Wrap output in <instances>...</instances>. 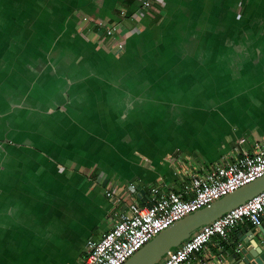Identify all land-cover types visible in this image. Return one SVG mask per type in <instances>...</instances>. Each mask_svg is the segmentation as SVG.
Masks as SVG:
<instances>
[{
	"label": "crops",
	"instance_id": "crops-1",
	"mask_svg": "<svg viewBox=\"0 0 264 264\" xmlns=\"http://www.w3.org/2000/svg\"><path fill=\"white\" fill-rule=\"evenodd\" d=\"M142 1L0 0V264H82L125 185L143 205L152 186L180 191L192 170L264 140V102L237 99L264 89V0ZM101 18L121 26L120 55ZM253 227L190 264H216Z\"/></svg>",
	"mask_w": 264,
	"mask_h": 264
},
{
	"label": "built area",
	"instance_id": "built-area-1",
	"mask_svg": "<svg viewBox=\"0 0 264 264\" xmlns=\"http://www.w3.org/2000/svg\"><path fill=\"white\" fill-rule=\"evenodd\" d=\"M150 5L149 0L142 1V9ZM97 28L103 36L102 43L112 53L120 55L125 50V38L118 23L101 18L97 21ZM235 154L232 162L214 163L202 172L195 169L189 172L180 191H165L160 186H152L143 205L133 196L138 191L136 183L125 185L128 194L123 195L122 208L115 212V222L99 239L87 241L82 264H124L174 223L264 175V140L255 141L251 151L236 149ZM88 179L91 180L90 175ZM105 191L108 197L119 196L116 184ZM263 217L264 190L202 226L158 264H190L192 257L201 253L215 236L220 237L217 244L221 246L240 222L258 226Z\"/></svg>",
	"mask_w": 264,
	"mask_h": 264
},
{
	"label": "water",
	"instance_id": "water-1",
	"mask_svg": "<svg viewBox=\"0 0 264 264\" xmlns=\"http://www.w3.org/2000/svg\"><path fill=\"white\" fill-rule=\"evenodd\" d=\"M262 190H264V175L174 223L146 243L124 264H158L172 249L192 236L202 226L245 203ZM241 234L237 241L222 247L220 258L215 260L216 264L218 262L222 264L225 260L232 264L264 263V223H261L259 227L243 231Z\"/></svg>",
	"mask_w": 264,
	"mask_h": 264
},
{
	"label": "rangeland",
	"instance_id": "rangeland-1",
	"mask_svg": "<svg viewBox=\"0 0 264 264\" xmlns=\"http://www.w3.org/2000/svg\"><path fill=\"white\" fill-rule=\"evenodd\" d=\"M242 72H244V71H242ZM241 76H242V78H241ZM241 76H240L239 80H241V79L244 80V78H246V75L244 73ZM247 81H250L249 77H248ZM233 86H235V85H233ZM240 87H245V86L244 85H237L235 89L240 88ZM235 92H240V90H236ZM248 93H249V96H248ZM50 94H51V92H50ZM224 99L227 101L229 99V96H225L224 95ZM237 99H239L238 100L239 103H241L242 101H244V104H245V100H248V101H251L252 100L254 102V104L256 106H258L259 103L264 102V89L261 91V96H254L253 97V95H251V91L249 89V91L248 90H247V92L244 91L243 93H241L240 95H238L237 96ZM255 99H262V101L261 102H256V101H254ZM261 108H263V110H264V105H261ZM242 110L245 111V107H243V104H242ZM259 111H260L259 112L260 115H262L264 113V111H261V109ZM262 116H264V115H262ZM247 119H248V115L245 114V112H244V117H243V121L242 122L247 123ZM238 123H240V121ZM3 125H4L3 123L2 124L0 123V131L5 132V130L3 128ZM81 180H82L81 181L82 182V185H88L90 183V181L88 180V178L86 176L85 177H82ZM67 187L71 188L72 193H73L74 187H72V186H66L64 188L67 189ZM76 194L81 195L83 193H82V191L79 192V190H77V193ZM108 220L109 219L106 218V221H108Z\"/></svg>",
	"mask_w": 264,
	"mask_h": 264
},
{
	"label": "trees",
	"instance_id": "trees-1",
	"mask_svg": "<svg viewBox=\"0 0 264 264\" xmlns=\"http://www.w3.org/2000/svg\"><path fill=\"white\" fill-rule=\"evenodd\" d=\"M97 24V23H96ZM222 92H224V91H222ZM164 93V92H163ZM222 96V95H221ZM192 101V100H191ZM57 110H59V107H57ZM7 119V118H6ZM4 119H0V123L2 124H4V121H3ZM84 257L83 258H85L86 257V254H84L83 255Z\"/></svg>",
	"mask_w": 264,
	"mask_h": 264
}]
</instances>
